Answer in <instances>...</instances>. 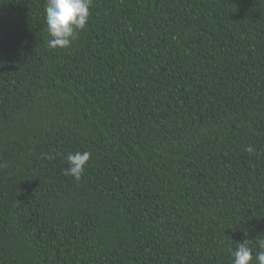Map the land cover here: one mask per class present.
Segmentation results:
<instances>
[{"label": "trees", "instance_id": "1", "mask_svg": "<svg viewBox=\"0 0 264 264\" xmlns=\"http://www.w3.org/2000/svg\"><path fill=\"white\" fill-rule=\"evenodd\" d=\"M46 7L0 0V264H257L264 0H92L56 49Z\"/></svg>", "mask_w": 264, "mask_h": 264}, {"label": "clouds", "instance_id": "2", "mask_svg": "<svg viewBox=\"0 0 264 264\" xmlns=\"http://www.w3.org/2000/svg\"><path fill=\"white\" fill-rule=\"evenodd\" d=\"M91 3L92 0H47L45 12L50 48L71 46L77 31L86 27ZM246 150L252 152L253 148L249 146ZM90 156L91 153L87 151L69 153L66 157L68 167L64 174L80 181ZM258 248L260 250L255 254V261L257 264H264V239L258 241ZM230 251L234 258L233 264H252L253 249L246 242L238 243L237 248Z\"/></svg>", "mask_w": 264, "mask_h": 264}]
</instances>
